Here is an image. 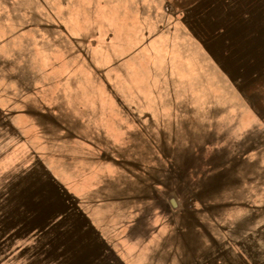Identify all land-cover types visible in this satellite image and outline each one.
<instances>
[{"label":"rangeland","instance_id":"obj_1","mask_svg":"<svg viewBox=\"0 0 264 264\" xmlns=\"http://www.w3.org/2000/svg\"><path fill=\"white\" fill-rule=\"evenodd\" d=\"M29 1L0 0V264H127L121 244L109 250L81 213L75 181L54 180L57 165L32 146L21 103L28 77L39 75L30 64L40 29L59 42L50 51L64 50V64L50 54L60 67L48 76L87 82L99 108L118 112L115 98L137 85L187 98L192 131L159 165L160 200L176 221L144 238L132 264H264V58L243 82L221 35L222 24L232 38L253 32L264 11L249 9L254 0H46L41 19L24 11ZM63 24L73 36L62 35ZM121 28L134 40L145 35L105 63ZM155 40L163 44L152 45L143 68L126 72L124 61Z\"/></svg>","mask_w":264,"mask_h":264},{"label":"crops","instance_id":"obj_2","mask_svg":"<svg viewBox=\"0 0 264 264\" xmlns=\"http://www.w3.org/2000/svg\"><path fill=\"white\" fill-rule=\"evenodd\" d=\"M24 11L31 18L37 12L43 19L48 16L49 6L46 0H30ZM68 27L63 24L61 33L71 37L74 28ZM44 32L40 29L33 37L34 61L30 65L39 69V75L28 77L26 97L21 103L24 116L29 118L27 125L36 131L37 139L32 146L41 149L47 159L43 163L57 165L54 180L75 181L73 194L79 199L81 213L109 250L113 251V244H121L122 260L132 264L131 256L144 238L170 231L176 221L170 207L160 200L164 184L159 165L162 158L169 157L171 149L181 147L182 138L186 141L187 133L192 131L187 98L178 97L165 87L159 94L147 92L149 89L145 93L146 88L137 85L131 91L126 88V94L115 98L121 106L118 112L99 108L96 98L90 96L87 82L48 76V68L60 67L49 56L59 55L63 63L64 50L61 47L59 52L50 51L59 42L50 41L48 31ZM125 32V28L115 31L107 44L110 49L103 57L105 63L127 54L145 35L137 34L139 37L134 40ZM143 43L141 49L124 61L126 72L142 69L156 46L163 44L162 40L144 46ZM123 79L127 81L129 77ZM20 107L16 109L22 110ZM98 115L104 118L100 124ZM154 184H158L157 188H153Z\"/></svg>","mask_w":264,"mask_h":264},{"label":"trees","instance_id":"obj_3","mask_svg":"<svg viewBox=\"0 0 264 264\" xmlns=\"http://www.w3.org/2000/svg\"><path fill=\"white\" fill-rule=\"evenodd\" d=\"M263 2L264 0H254L253 7L249 9L256 10L260 13V11H264ZM235 22L236 21L232 23L235 24ZM253 23L254 31L249 34L238 36L244 33L243 31H241V28H239L238 34H235L234 37L237 38V40H234V38H232L231 36L233 34V32L231 31V27L229 25L222 24L223 33L221 31V35L223 36V38H225V41L227 43L225 48L227 55L226 59L228 61L230 58H235L236 61L239 62L237 67L239 71L238 77L241 78L243 82H245L246 79L250 78L251 75H255V67L259 65V61L264 58V18L260 19L257 17L253 20L252 24ZM245 37L248 38L246 41L243 39ZM244 43L247 44L244 45ZM251 69H253V71Z\"/></svg>","mask_w":264,"mask_h":264},{"label":"water","instance_id":"obj_4","mask_svg":"<svg viewBox=\"0 0 264 264\" xmlns=\"http://www.w3.org/2000/svg\"><path fill=\"white\" fill-rule=\"evenodd\" d=\"M169 202H170V205H171L173 208H176V207H177L176 200H175L173 197H171V198L169 199Z\"/></svg>","mask_w":264,"mask_h":264}]
</instances>
